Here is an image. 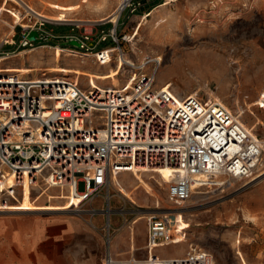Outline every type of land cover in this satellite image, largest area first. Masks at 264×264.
I'll return each instance as SVG.
<instances>
[{
	"label": "built area",
	"instance_id": "obj_1",
	"mask_svg": "<svg viewBox=\"0 0 264 264\" xmlns=\"http://www.w3.org/2000/svg\"><path fill=\"white\" fill-rule=\"evenodd\" d=\"M11 1L20 21L4 44H17V25L23 35L19 46L34 48L36 41L26 36L32 30H38L46 41L55 37L46 30L47 24L72 25L75 30L93 22L55 20L25 0ZM156 1L147 0L144 4L142 0H121L116 10L117 22L110 18L102 21L112 22L114 27L109 34L103 29L98 43L110 35L118 44L109 49L110 54L117 49L123 54L121 40L130 39L127 34L118 36L122 16L128 13L130 19L142 6ZM2 12L0 7V15ZM84 28L81 34L73 32L60 37L67 42L79 40L82 48L89 51L93 34ZM76 47L67 50L76 54ZM103 50L94 55L106 63L98 55ZM151 62L155 63L154 69L145 70ZM160 64L156 58L142 61L140 66L128 64L134 71L128 81L120 83L122 88H86L69 76L26 79L0 72L1 209L8 210V203L19 202L29 186L34 198L70 200L79 214L104 212L108 214L104 228L105 264H116L112 261L115 257L109 221L113 211L109 205L111 178L123 172L136 174L135 170L145 167L171 166L174 174L167 192L174 207L162 214L148 213L149 257L144 261L132 258L129 264H216L214 254L199 246L171 257L160 256L156 249L180 242L183 231L175 220L183 215L181 209L195 191L225 190L236 182L248 185L264 175V139L242 121L235 109L211 101L207 93L178 99L172 86L157 87ZM81 182L85 183L83 190L79 187ZM53 189L58 193L53 194ZM104 189L109 191L107 207L88 209V203Z\"/></svg>",
	"mask_w": 264,
	"mask_h": 264
},
{
	"label": "rangeland",
	"instance_id": "obj_2",
	"mask_svg": "<svg viewBox=\"0 0 264 264\" xmlns=\"http://www.w3.org/2000/svg\"><path fill=\"white\" fill-rule=\"evenodd\" d=\"M25 1L50 17L93 22L75 30L72 25L47 24L46 30L55 37L41 43L36 41L35 46H41L18 54L24 51V47L19 46L23 37L19 25L15 29L17 44H2L3 38L10 34V27L3 21L14 24L20 21L17 7L10 0H0V5L4 7L3 21H0V57L16 53L0 61L1 70L9 71L11 66L24 60L35 66L32 72L20 73L25 77L63 75L59 71L48 70L57 63L54 46L75 47L66 44V39L60 36L73 32L81 34L85 31L84 26L93 34L88 42L92 48L87 51L86 48L76 47L79 51L76 54L68 50L62 52L60 65L109 71L118 63L120 49L111 53L112 58L110 53L99 55L105 58L106 63H101L94 54L101 49L118 46L110 35L99 44L97 42L103 29L108 34L113 29L112 22L102 21L117 10L121 0ZM127 14L122 16L118 29L119 37L127 34L130 39L121 40L124 56L137 64L161 57L157 87L170 85L182 96L194 90V94L216 95L228 107L240 110L242 120L264 139V0H157L142 6L130 19H127ZM154 66L155 63L151 62L145 70L152 71ZM133 71V67L126 64L120 76L113 80L101 81L86 75L71 78L86 88L121 87L120 83L128 81ZM145 177L157 188L159 196L153 197L140 187L137 192L142 196V203H134V219L140 215L148 216L150 212L162 214L174 207L168 198L169 184L162 182L158 176L148 174ZM121 178L130 183L127 174ZM131 180L137 183L133 174ZM79 187L83 190L85 183L81 182ZM109 191L112 200L125 199L118 186L112 184ZM109 191L104 189L100 194L103 201ZM203 191L205 195L202 198L192 197L181 209L183 215L180 218L185 226L181 228L183 236L180 243L161 247L159 252L162 255H184L190 252L192 246H199L214 254L216 264H264V175L248 185L236 182L225 190L206 188ZM31 198H34L32 193ZM47 200L41 196L36 205L61 203L53 199L44 202ZM23 201L24 193L19 202L8 205ZM157 201L162 208L155 207ZM6 209L0 211V217L5 211L25 213L43 210H13L8 206ZM145 228L148 230L147 217L141 236ZM135 234L137 240V228Z\"/></svg>",
	"mask_w": 264,
	"mask_h": 264
},
{
	"label": "crops",
	"instance_id": "obj_3",
	"mask_svg": "<svg viewBox=\"0 0 264 264\" xmlns=\"http://www.w3.org/2000/svg\"><path fill=\"white\" fill-rule=\"evenodd\" d=\"M23 64L30 65L24 60L19 65ZM126 174L130 177L128 184L121 178ZM131 175L130 172L122 173L120 179L133 193L137 202L124 195V200L111 198L109 204L113 210L109 220L113 231V256L124 261L118 264H129L132 258L144 261L149 257L146 247L148 230L145 228L144 234H140L146 217L137 224L135 220L141 215L134 219V203L141 204L142 196L137 192L139 188L135 189L137 183H133ZM52 193L57 194L58 190L53 189ZM101 198V195L96 197L88 203L87 208H106V197L104 201ZM52 199L55 202H64L60 198H51L44 202H51ZM73 208L72 204L67 210L25 213L5 211L0 217V264H105L104 228L108 222V214L100 212L93 215L90 211L79 214ZM136 228L139 233L137 240ZM159 249L161 247L156 252L162 257L181 256L162 255Z\"/></svg>",
	"mask_w": 264,
	"mask_h": 264
},
{
	"label": "bare ground",
	"instance_id": "obj_4",
	"mask_svg": "<svg viewBox=\"0 0 264 264\" xmlns=\"http://www.w3.org/2000/svg\"><path fill=\"white\" fill-rule=\"evenodd\" d=\"M16 1H18L20 3L24 2L23 0H16ZM0 7L2 8V11H4V7L1 6V5H0ZM118 17H119L118 11H115L114 13H112V14H110L108 16V18H110L111 21H115V22H117ZM2 18H3V12L0 15V21H3ZM52 18L55 19V20H72V19L63 18V17H60V18L59 17H52ZM90 21H92V20H90ZM3 22L10 27V34H12L13 33V28L15 27L16 24L11 23L8 20H4ZM10 34H8V36ZM28 34H29V32L26 34L27 38H28ZM6 37L7 36H5V38H3V40H5ZM38 43H41V42H38ZM2 44L5 45L4 41H2ZM54 48H55V52H54L55 53V61L57 63H56L55 66L49 67L48 70L59 71L63 75L43 76V77H41V76H28V77L26 76L25 77L23 75H20V73L21 74L22 73H29V72H32V71L35 70V66L34 65H25V64L11 66L10 69H8L9 71L1 70V67H0V72L9 73V74H15V73H12V72H17L18 74H15V75H17V76H19L21 78H26V79H36V78L37 79L38 78L52 79V78H55V77H62V76H69V77L74 76L75 77V76H78V75H86V76H92L96 80L106 81V80H113L114 78H117L118 76H120V74L123 71L124 66L126 64H133L135 66H140L139 64L135 63L133 60H131L129 58H126L124 56V53L120 54L118 63L114 66L113 69H111L109 71H94V70H89V69L82 68V67L63 66V65H60L62 52L67 51L68 47H61L60 45H57V46H54ZM34 49H35V47L34 48H28L27 47V48H24V51L18 52V54L19 53H23V52L27 53V52L32 51ZM103 51L104 52H99L98 55L109 54L112 50L109 51V49H104ZM8 54H10V55H8ZM8 54L4 55V56L2 55L0 57V61H4V60L9 59L12 56L16 55V53H13V54L8 53ZM156 59L161 60L162 58L160 57V58H156ZM101 88H110V87L104 86V87H101ZM117 88H122V87H117ZM174 91H175V94H174L175 97L179 99L182 96L181 93L178 90H176V89ZM194 93H195V90L191 91V92H187L185 95H190V94H194ZM194 95H196V94H194ZM209 95H210L211 101H219L221 103H224L216 95H213V94L212 95L209 94ZM235 109L237 110V112L241 116L242 115L241 111L238 110L237 108H235ZM242 121L245 123L244 120H242ZM123 173H125V172H123ZM130 173H132L134 175L135 179L137 180V184H135L136 185L135 189L143 187L145 189V191L147 193H149L153 197H158L159 196L157 188L145 177V175L150 174L151 177L158 176L159 179L162 180V182H164L166 184H169V182L172 180V174H174L171 166H161V167H155V168H150V167L147 168V167H145V168H142L140 171L139 170H135L136 174H134V172H130ZM120 174H122V173H120ZM120 174H117L115 177L111 178L112 183L114 185L118 186L119 191L123 195H125L128 198L132 199L134 202H137L135 200V197L133 196V193L121 181ZM159 184H161V183H159ZM204 193L205 192L203 190H198V191H195V193H194V195L192 197L198 196V197L202 198L205 195ZM24 194H25V201H23L21 204H18V203L10 204V205H8V208H11L13 210H24V211H32V210H39V209H43V210H67V209H69L70 205L72 204L71 201L69 200V201H64V202H61V203H50V204H47V205L39 207L38 205H36V202H37V200H39V198H41V196L38 197V198H31V189H30L29 186L25 187ZM54 198H58V197H54ZM157 202H158V205L157 206L155 205V207L156 208H162V207H158L161 204H159V201H157ZM2 204L3 203H0V211L3 210V209H1L3 207ZM145 217H146V215H141L139 218H137L135 220V222L139 223ZM175 221L177 223V226L180 229L185 226L183 221H182V219L180 218V216H177ZM112 261H113V263H116V264L124 262V261H120V260H117V259H112ZM151 264H163V262L162 261H154Z\"/></svg>",
	"mask_w": 264,
	"mask_h": 264
},
{
	"label": "water",
	"instance_id": "obj_5",
	"mask_svg": "<svg viewBox=\"0 0 264 264\" xmlns=\"http://www.w3.org/2000/svg\"><path fill=\"white\" fill-rule=\"evenodd\" d=\"M142 3H147V0H142ZM28 39L30 40H35L37 42H43V39L40 38V33L38 30H32L29 32L28 34ZM66 44H72L74 46H77V47H82L83 46V43L79 40H76V39H72L70 40V42H65Z\"/></svg>",
	"mask_w": 264,
	"mask_h": 264
}]
</instances>
